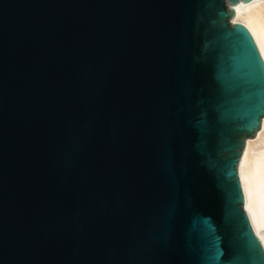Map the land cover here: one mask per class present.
<instances>
[{
    "label": "water",
    "instance_id": "1",
    "mask_svg": "<svg viewBox=\"0 0 264 264\" xmlns=\"http://www.w3.org/2000/svg\"><path fill=\"white\" fill-rule=\"evenodd\" d=\"M239 1L0 0V264H264Z\"/></svg>",
    "mask_w": 264,
    "mask_h": 264
},
{
    "label": "bare ground",
    "instance_id": "2",
    "mask_svg": "<svg viewBox=\"0 0 264 264\" xmlns=\"http://www.w3.org/2000/svg\"><path fill=\"white\" fill-rule=\"evenodd\" d=\"M235 9H240V16H234V22L251 27L261 39L264 52V0H241ZM238 170L245 194V209L264 246V125L256 138L246 140Z\"/></svg>",
    "mask_w": 264,
    "mask_h": 264
},
{
    "label": "snow or ice",
    "instance_id": "3",
    "mask_svg": "<svg viewBox=\"0 0 264 264\" xmlns=\"http://www.w3.org/2000/svg\"><path fill=\"white\" fill-rule=\"evenodd\" d=\"M246 51L251 57H254L256 55V52L254 51L253 46L251 44H248L246 46Z\"/></svg>",
    "mask_w": 264,
    "mask_h": 264
}]
</instances>
